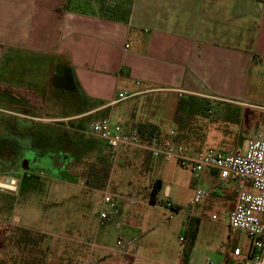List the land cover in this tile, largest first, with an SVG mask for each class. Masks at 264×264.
I'll list each match as a JSON object with an SVG mask.
<instances>
[{
  "label": "crops",
  "instance_id": "crops-1",
  "mask_svg": "<svg viewBox=\"0 0 264 264\" xmlns=\"http://www.w3.org/2000/svg\"><path fill=\"white\" fill-rule=\"evenodd\" d=\"M8 53L19 54L21 68L11 65L12 71H20L23 79L33 81L23 83L21 89L11 83L13 92L27 96L41 110L45 104L53 113L60 107L50 93L45 73L54 72L55 76L60 71L64 79L72 80L70 87L76 88L78 96L71 95V102L64 105L80 109L70 110L60 117L81 120L88 115L97 118L92 121H99L111 116L115 121L114 109L132 98L141 107L123 112L130 117L123 125L131 132L137 131L138 123L149 122L159 126L163 136L175 131L176 138L187 149L210 148V143L214 142L230 146L227 150L221 149L224 151L236 146L226 145L224 134L216 126L211 128L213 124L203 132L198 126L199 114L188 115V104L180 107L183 97L209 100L212 106L218 107L214 113V120L218 122L236 112L240 113L236 123L241 126L244 117L250 115L248 122L253 125L255 134L261 126V118L264 119V70L257 71L256 84L254 80V70L264 65V0H0V60ZM65 88L68 89V85ZM120 93L125 97L120 98ZM230 122L234 123L229 120L228 124ZM130 156L124 153L122 165H132ZM144 158L146 167L157 174L169 162L151 152H146ZM162 173L161 170L153 180L152 191L154 183L160 179L161 188L167 187V200L158 202V196L156 203L149 199L144 204L169 211L172 209L165 204L171 203L185 213L187 236L191 223L195 219L201 221L200 204L191 207L194 195L188 201L174 199L178 195L174 194L178 193L177 187L165 184ZM204 175L200 178L194 175L196 187ZM236 200L237 193L230 213ZM149 208L128 212L125 218L137 220L141 233L127 232L119 238L135 239L137 256L113 254L101 247L93 249L89 242L97 243L95 238L81 243L90 246L92 252L101 250L96 253L98 264H185L186 236H180L185 242L175 261L147 256L165 247L162 238L154 234L160 223L150 222ZM109 215L101 225L110 221ZM125 218L117 220L119 229ZM145 221L149 222L148 228ZM198 236L186 264H199L196 258ZM116 242L112 246L109 243L98 245L114 247ZM233 243L234 256V249L240 245L236 240ZM232 259L227 257L216 263L230 264Z\"/></svg>",
  "mask_w": 264,
  "mask_h": 264
},
{
  "label": "rangeland",
  "instance_id": "rangeland-1",
  "mask_svg": "<svg viewBox=\"0 0 264 264\" xmlns=\"http://www.w3.org/2000/svg\"><path fill=\"white\" fill-rule=\"evenodd\" d=\"M8 55L4 57L3 61L8 62L12 57L11 64L20 67L18 64L19 54L8 53ZM1 61L2 59L0 63ZM263 70L264 65H259L254 70L255 84L259 81L257 71ZM0 72H3L1 76L4 79L20 87L23 83L33 82L26 78L23 79L20 71L15 72L14 69L9 73L6 69L2 71L0 68ZM51 74L53 79L52 76L49 77ZM51 74L50 72L45 73V80L50 85V93L54 94V100L60 104L56 113L64 115V113L68 114L69 110H79L80 107L64 105L65 102L69 103L67 98L71 99L74 94L76 95V88L72 87L73 85L70 87V83H73L72 80H69L68 77L64 79L63 72L60 71L55 73V76L54 72ZM65 85H68V89L65 88ZM173 100L177 102L175 99ZM167 102L171 103L172 101L168 100ZM136 107L139 109L141 107L136 99L129 98L121 103L114 109L115 121L122 125L126 124L130 117L123 113L124 110L132 112ZM43 108L42 113L53 111L50 106ZM208 109L211 113L208 112ZM216 110L218 111L216 106H206L197 116L198 126L202 128L203 132L208 129L210 124H213L211 128L216 126L217 130L224 134L226 145L245 147L246 144H249V140L255 135L253 125L248 122L251 116L247 114L244 117L245 121L241 128L237 123L230 122L231 124H228V121L225 122V118L220 119L219 122L215 121ZM74 120L75 124L80 121V119L74 118L65 120V122L72 126L71 122ZM84 120L81 121L86 123L84 129L86 132L88 123L97 120V118L91 117L87 121ZM261 120L259 131L264 129V119L261 118ZM86 135L89 134L86 133ZM94 138H96V144H94L96 150L88 151L81 158L82 161L79 162V165L74 167L78 168L82 165L83 172L87 175L90 163L100 166L98 162L101 157L111 163L109 189L118 196L113 198V203L115 202L117 205L116 208L110 204L107 205L110 221L99 226V215L103 208V196H105L103 190L107 187L103 190L92 189L83 176L79 177L77 182L67 181L60 177L61 172L54 171V176H40L38 180L36 177L25 180L18 191L0 186V264H84L85 262L98 264L99 259L96 253L101 250L96 249L92 252L90 246L81 243V241L95 238L97 244L109 243L112 246L117 239L122 237V234L141 233L137 228V220L134 221L133 217L128 219L125 216L131 210L138 211V209L149 208L144 204V201L151 198L153 180L161 174V170L163 182L177 187L175 191L178 193L174 192V194L178 195L174 199L183 202L184 200L188 201L194 195L197 179L190 168L181 166L175 160H169L165 169L163 170L161 167L157 174L155 171H150L144 163V154L149 150L131 148L130 146L123 147L124 150L120 152L119 159L113 163L111 156L105 151L106 144L101 139ZM213 143L210 144L215 148L224 150L230 148V146L224 147ZM124 153L131 155L132 165H122L121 159L124 157ZM48 157L49 155L43 159L41 165L35 166L36 171L49 170L51 159ZM212 172L207 170L200 182L204 189L213 186L217 187L218 192L199 202L198 212L201 216L203 215L196 244V258L199 264H209L210 261L217 262L227 257L233 258L232 250L235 240L245 250L250 245L247 235L233 232L228 226L231 206L236 196L237 181L225 182L219 173ZM14 180L15 178L12 179V182ZM0 183H6V180L0 178ZM14 184L16 185V182ZM166 192L167 187H162L158 195V202L167 200ZM119 196L134 199L136 203L122 202L121 198H118ZM5 202L11 206L4 207ZM117 208L122 211L119 212L116 210ZM183 209L185 208L183 207ZM148 212H150L148 216L150 222L160 223L155 227L154 234L162 238L165 247L162 246L161 249L154 253L151 252V255L147 256L175 261L180 255L182 247V241L179 238L186 236L187 216L182 211H166L161 208H149ZM213 214H216L218 218L213 219ZM121 217L125 219H123L122 229H119L116 222ZM144 224L148 228L149 222L145 221ZM36 240L38 242H35Z\"/></svg>",
  "mask_w": 264,
  "mask_h": 264
},
{
  "label": "built area",
  "instance_id": "built-area-1",
  "mask_svg": "<svg viewBox=\"0 0 264 264\" xmlns=\"http://www.w3.org/2000/svg\"><path fill=\"white\" fill-rule=\"evenodd\" d=\"M127 47L129 45L127 44ZM120 98L124 94L120 93ZM211 113V111H208ZM93 137L101 139L107 146V152L112 161L119 158L122 146H130L149 150L155 157H163L166 160H176L181 166L190 168L197 178H200L207 170L215 171L221 175L225 182L236 180L237 200L230 213L228 226L231 231L245 234L249 237L250 245L246 250L237 246L230 264H264V129L257 131L249 144L243 149L236 146L230 151L217 148L187 149L176 138L175 131L170 136L158 135L151 144L141 142L137 131L131 132L122 124L114 121L111 116L99 121H90L86 132ZM217 191V187L204 189L200 184L195 189L191 207L194 208L202 199H205ZM103 208L101 210L99 224H103L108 218L107 205L114 207L113 198L118 196L107 187L103 190ZM122 202L136 203L129 197L119 196ZM167 208L176 211L171 203L165 204ZM218 218L213 214V219ZM180 240L185 242V238ZM94 249L101 247L113 254L137 256L138 244L135 239H118L114 247L100 246L89 242ZM89 264V263H88ZM209 264H218L210 261Z\"/></svg>",
  "mask_w": 264,
  "mask_h": 264
},
{
  "label": "flooded vegetation",
  "instance_id": "flooded-vegetation-1",
  "mask_svg": "<svg viewBox=\"0 0 264 264\" xmlns=\"http://www.w3.org/2000/svg\"><path fill=\"white\" fill-rule=\"evenodd\" d=\"M11 59L12 57L8 62L1 61L2 71H12ZM2 73L0 72V178H10L11 181L15 178L16 188L11 189L12 191H18L20 185L29 178L36 177L38 180L40 176H54V171L68 170L79 178V167L75 168L76 159L90 146H95L96 138L93 135L76 137L74 128L65 122L73 117H60V114L50 111L42 113L38 105L27 96L13 92V85L1 76ZM15 87L21 89L19 85ZM67 100L71 102L72 99ZM46 106L47 104L44 105ZM47 155L51 159L49 170L36 171L35 166L41 165Z\"/></svg>",
  "mask_w": 264,
  "mask_h": 264
},
{
  "label": "trees",
  "instance_id": "trees-1",
  "mask_svg": "<svg viewBox=\"0 0 264 264\" xmlns=\"http://www.w3.org/2000/svg\"><path fill=\"white\" fill-rule=\"evenodd\" d=\"M102 10H104L105 8H101ZM185 104H188L190 106L189 110H187L188 115L191 114H201L202 110L207 106L212 105L211 102L209 100H207L206 98H202V99H197L195 97H190V98H186L183 97L180 103V107H184ZM210 109H208L209 111ZM85 118H88L87 120H89L91 118V116H87ZM84 118V119H85ZM105 118V117H104ZM81 119V120H84ZM79 121L77 125H75L74 123L72 124V127H74L76 130L75 131V135L76 137L79 138V136L81 135H86V133L84 132V129L86 127V123ZM84 120V121H87ZM226 120L227 121H232L234 123L239 122L240 120V113H232L230 115L226 116ZM137 132L140 134V138H141V142H145V143H149L151 144L152 141L154 140V138L158 135L161 134L160 128L159 126L155 125V124H150L149 122H141L138 123L135 126ZM91 147V146H90ZM89 147V148H90ZM94 149V146H92ZM87 149V151L84 153L83 155L79 154V158L76 159V164L79 165V162L82 161L81 158L84 157V155L93 149ZM96 149V148H95ZM106 158H100L98 164H100V166H97V164H92L90 163V168L89 171L87 173V175L83 172L84 167L81 165L79 167V172L78 174L81 176H83L89 186H91L92 188H96V189H104L106 187L108 178H110V174H111V163L107 162L106 160H104ZM85 165V164H84ZM161 190V181L160 179H158L153 186V191H152V198H150L151 203H156V199L158 198V195L160 193ZM217 193V192H214ZM6 205H3L4 207L6 206H11V204H7L5 202ZM200 231V220L199 219H195L193 223H191L190 227H188L187 229V236H186V240L188 241V244L185 248V250L183 251L184 255H183V260L184 263L186 264L189 260V257L191 255V252L195 246V242H196V237L198 236ZM35 242H38L37 240Z\"/></svg>",
  "mask_w": 264,
  "mask_h": 264
},
{
  "label": "water",
  "instance_id": "water-1",
  "mask_svg": "<svg viewBox=\"0 0 264 264\" xmlns=\"http://www.w3.org/2000/svg\"><path fill=\"white\" fill-rule=\"evenodd\" d=\"M60 177L62 179H66V180H73L74 182H77L78 180V176L77 175H73L71 172H69L68 170H62L60 173ZM1 187H5V188H10V189H15L16 185L14 184V182L11 181L10 178L6 179V183H0Z\"/></svg>",
  "mask_w": 264,
  "mask_h": 264
}]
</instances>
